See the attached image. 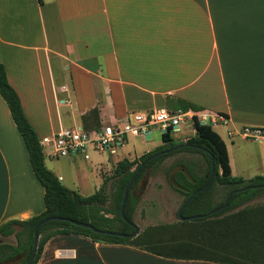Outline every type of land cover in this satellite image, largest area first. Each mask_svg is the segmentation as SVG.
Listing matches in <instances>:
<instances>
[{
	"label": "crops",
	"instance_id": "0c3cea01",
	"mask_svg": "<svg viewBox=\"0 0 264 264\" xmlns=\"http://www.w3.org/2000/svg\"><path fill=\"white\" fill-rule=\"evenodd\" d=\"M0 64L39 140L167 109L169 98L225 115L235 145L234 138L245 141L242 127H264V0H0ZM162 134L154 140L149 129L143 151L128 160L160 147ZM256 176H264V164ZM44 209V189L0 97V225ZM7 238L0 241L15 245ZM37 264L218 263L56 235Z\"/></svg>",
	"mask_w": 264,
	"mask_h": 264
},
{
	"label": "trees",
	"instance_id": "16d2710c",
	"mask_svg": "<svg viewBox=\"0 0 264 264\" xmlns=\"http://www.w3.org/2000/svg\"><path fill=\"white\" fill-rule=\"evenodd\" d=\"M0 97L6 103L22 137L32 172L44 189L45 207L37 216L23 221L10 220L0 225L1 238L10 235L16 238L15 245L0 242V264L20 255H23L20 264H27L32 252L33 230L38 223L48 218H60V220L48 222L38 230L37 249L31 264H37L45 243L56 235H77L96 243L132 246L167 259L199 260L218 264H264V204H250L255 198L264 195V189L239 192L231 197L224 210L210 214L224 203L227 195L232 191L264 184V176L245 180L231 175L226 146L210 124H201L195 120L194 136L179 143L173 141L170 135L172 128H168L161 136L163 144L160 147L132 161L128 159L119 161L112 174L103 177L101 187L94 194L84 197L64 187L58 177L46 168L40 140L23 112L18 95L8 83L2 64H0ZM169 101L172 102L169 104ZM166 102L170 113L200 110L199 107L182 100L168 98ZM94 112L92 110L90 114ZM184 143L191 146L158 156L147 163L128 192L124 216L133 223V213L138 204L133 190L146 172L149 171L150 175H153L170 155L187 152L199 154L205 161V167L202 168L193 161L177 160L166 172L167 177L173 173L172 180H168L170 186L184 196L179 209L189 197L194 195L181 214L182 218H189L187 221L178 217L176 224L151 227L138 233L134 238L96 233L89 228L68 222L71 220L88 224L99 231L124 235L133 233V228L120 215L126 185L142 162L156 153ZM212 164H214L213 181L207 189L199 191L209 182ZM176 168L179 169L175 171ZM110 180L113 181L112 202L106 207L108 198L105 187ZM217 186L220 189H217ZM217 196L221 198L215 202ZM194 216L198 218L190 219ZM16 227L19 228L18 231L15 230Z\"/></svg>",
	"mask_w": 264,
	"mask_h": 264
},
{
	"label": "rangeland",
	"instance_id": "374dc122",
	"mask_svg": "<svg viewBox=\"0 0 264 264\" xmlns=\"http://www.w3.org/2000/svg\"><path fill=\"white\" fill-rule=\"evenodd\" d=\"M211 126L227 145L232 159L233 176L252 178L260 174L261 167L264 164V146L253 144L249 140L238 141L236 140L237 138H234L236 144L233 145L232 139L227 134L228 127L226 125L217 124ZM150 130L154 133V140H159L161 129L151 127ZM191 134L192 125L190 122L181 124L176 130L171 132V136L176 139L183 136L191 137ZM143 139V136H138L130 139L122 147H114L113 150L116 153L112 156L109 155V151L102 153L91 152L89 160H84L82 156H76L71 161L68 159L49 160L46 156L45 166L56 177L61 176L63 179L61 184L64 187L87 197L94 194L101 187L103 177L112 174L114 165L125 158H133L143 151V149L141 150L144 147L143 143H145ZM177 160L193 161L198 163L200 167H205V161L199 154L180 152L166 158L155 174L150 175L149 171H147L142 181L133 190V195L138 199V204L133 213V223L138 227L139 233L151 227L169 226L177 223V212L184 200V196L176 192L169 184L173 173L169 177L166 175L167 170ZM112 183V180L108 181L105 187L108 198L106 207L112 202ZM38 187H40L39 184ZM217 189H220V187L217 186ZM220 198L221 196H217L215 202L219 201ZM257 201L264 204V197ZM189 222L192 223L193 221ZM4 240L16 244V238L13 235ZM20 262V260H17L11 264H19Z\"/></svg>",
	"mask_w": 264,
	"mask_h": 264
},
{
	"label": "built area",
	"instance_id": "2783aa9c",
	"mask_svg": "<svg viewBox=\"0 0 264 264\" xmlns=\"http://www.w3.org/2000/svg\"><path fill=\"white\" fill-rule=\"evenodd\" d=\"M201 124L226 125L228 120L221 114H206L194 111H177L170 113L166 108H157L147 112L135 113L131 119L121 123H113L94 130L82 128L60 129L50 136L43 137L39 144L43 153L51 160L69 159L82 156L89 160L90 152L111 151L121 147L128 138L147 136L151 127H158L165 131L168 128L176 130L181 124L194 121ZM239 135L252 142H264V127L244 126ZM62 182V178L58 177Z\"/></svg>",
	"mask_w": 264,
	"mask_h": 264
},
{
	"label": "water",
	"instance_id": "95a60500",
	"mask_svg": "<svg viewBox=\"0 0 264 264\" xmlns=\"http://www.w3.org/2000/svg\"><path fill=\"white\" fill-rule=\"evenodd\" d=\"M166 132H167V130L163 131V133H166ZM190 146L191 145H189L187 143L178 144L175 147H172V148H170L168 150H165V151H161L159 153H156L152 157H150L147 160H145L144 162H142L140 164V166L136 169L134 175L132 176V178L130 179L129 183L126 185V187L124 189L123 197H122V201H121V206H120V215H121L122 219L124 221H126V223L130 227L133 228V233H131L130 235H124V234H119V233H111V232H107V231H99V230L93 228L92 226H90L88 224L79 223V222H76V221L68 220V222H70L73 225L79 226V227L89 228V229H91L92 231H94L96 233L107 234V235H114V236H118V237H122V238H127V237L134 238V237H136L138 235V233H139L138 227L136 225H134V223H131L130 221L126 220V218L124 216V208H125V204H126V201H127L128 192H129L131 186L136 181V179L139 176V174L144 170V168L146 167L147 163L150 162L152 159H154V158H156L158 156H161V155L170 154V153L174 152L177 149H181V148H184V147H190ZM213 178H214V164L211 165V176H210L209 182L207 183V185L204 188L200 189L199 191H203V190L207 189L211 185V183L213 181ZM251 189H264V184L263 185H258V186H246V187H243L241 189L232 191L231 193H229L227 195L224 203L220 207H218V208L214 209L213 211H211L210 214H217V213L221 212L222 210H224L227 207L228 202L230 201V199H231V197L233 195H235V194H237L239 192H244V191L251 190ZM193 196L194 195H192L191 197H189L186 200V202L183 204V206L177 212V217H179L183 221H187L189 219V218H182L181 214H182V211L184 210V208L191 202ZM197 218H198V216H194V217H191L190 219H197ZM55 220L59 221L60 218H48V219H44L43 221H41L40 223H38L35 226V228L33 230L32 252H31V255H30V258H29V261H28L27 264H31L32 263V261L34 259V256H35V253H36L37 243H38V230L44 224H46L48 222H51V221H55ZM22 258H23V255H20L18 257H15V258H13L11 260H8V261L2 263V264H11V263H14L17 260L22 261Z\"/></svg>",
	"mask_w": 264,
	"mask_h": 264
},
{
	"label": "flooded vegetation",
	"instance_id": "af4514ba",
	"mask_svg": "<svg viewBox=\"0 0 264 264\" xmlns=\"http://www.w3.org/2000/svg\"><path fill=\"white\" fill-rule=\"evenodd\" d=\"M140 183V182H139Z\"/></svg>",
	"mask_w": 264,
	"mask_h": 264
}]
</instances>
